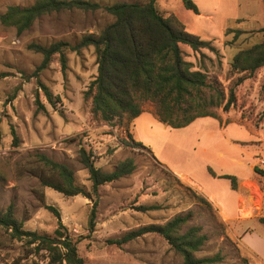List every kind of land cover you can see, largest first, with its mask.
I'll use <instances>...</instances> for the list:
<instances>
[{
    "label": "rangeland",
    "instance_id": "rangeland-1",
    "mask_svg": "<svg viewBox=\"0 0 264 264\" xmlns=\"http://www.w3.org/2000/svg\"><path fill=\"white\" fill-rule=\"evenodd\" d=\"M33 1L0 0V14L10 4L30 5ZM92 1L107 5L149 0ZM198 2L199 13L188 9L182 0H156L155 4L166 16L175 13L189 32L217 47V51L203 49L206 56L202 58L200 52L182 45L185 58L205 70L210 79H218L228 91L230 83L239 76L230 72L233 56L240 49L264 40V0ZM114 19L103 7L54 11L38 18L21 34L0 22V209L12 205L24 229L53 234L58 217L46 207L53 205L60 211L68 231L76 238L81 237L78 251L85 264H182L181 255L158 233L149 232L121 245L113 240L142 225L162 224L176 214L192 211L190 225L203 226L209 236L198 256L220 252L222 260L213 264H261L253 248L257 245L256 236L264 239V223L260 221L264 216V177L254 171L255 178L247 180L244 189L238 188L235 193L230 184L209 185L229 208H235L234 194L238 195L240 208L226 213L222 205L211 202L210 209L197 195L205 196L182 182L152 150L126 142L131 140V122L113 126L93 116L90 101L85 99V92L98 73L93 45L80 51L66 50V74L59 54L53 56L46 68L36 71L43 56L29 48L30 43L74 44L86 33L98 34ZM250 26L262 28L235 36V30ZM39 83L59 97L55 105L47 100ZM236 91L235 105L228 111L222 107L216 110L222 121L218 135L222 141L215 140L217 129L201 123L186 134L181 133L179 138H192L198 143V139L211 136L209 141L215 145L207 151L197 147L195 164L206 158L219 159L217 153L223 152L226 160L233 157L241 160L240 174L248 177L250 164L264 168L261 162L264 160V67L243 81ZM37 92L46 107L44 110L38 109ZM143 107L154 110L150 102ZM82 147L91 152L95 164L104 170H112L129 157L135 163L131 173L100 186L93 231L88 225L92 199L82 194L65 195L41 182V177L51 173L39 160V153L66 163L74 171L77 182L89 187L88 169L81 161ZM164 151L167 153L168 149ZM140 205L158 208L142 211ZM44 256V252H35L32 245L0 227V264H45Z\"/></svg>",
    "mask_w": 264,
    "mask_h": 264
},
{
    "label": "trees",
    "instance_id": "trees-1",
    "mask_svg": "<svg viewBox=\"0 0 264 264\" xmlns=\"http://www.w3.org/2000/svg\"><path fill=\"white\" fill-rule=\"evenodd\" d=\"M184 5L196 13L199 8L193 0H182ZM156 0L140 2H114L101 5L92 0H34L30 5L10 4L0 14V22L12 26L17 34L29 29L34 22L45 14L54 11L96 10L104 8L115 19L105 26L98 34L86 33L74 44L57 41L49 45L32 42L29 48L42 54L43 59L36 71L46 68L55 54H59L64 74L68 67L66 50L80 51L81 48L93 45L97 56V75L85 92V99L90 101V111L94 117L113 126L129 124L144 109V103L154 105V113L158 120L172 128L189 125L199 117L211 116L222 121L216 110L220 107L228 111L237 101V87L246 79L253 77L255 72L264 67V40L247 48L240 49L232 58L230 72L239 74L228 91L218 79H210L205 70L197 68L195 63L185 58L182 45H188L193 51L200 52L207 48L217 51L210 40L189 32L185 23L173 12L163 14L156 7ZM235 30V36L243 33ZM47 100L56 104L50 89L39 83ZM36 103L38 109L46 107L41 103L39 92ZM128 144L149 148L140 141L133 139ZM150 149V148H149ZM151 150V149H150ZM81 161L88 169L89 187L79 184L74 171L63 162L53 160L43 153L38 154L39 160L49 169L51 174L41 177L43 185L51 187L65 195L82 194L93 200L89 213L88 225L94 230L97 218V205L100 186L117 180L131 173L135 168L132 158L119 162L112 170H104L95 164L90 151L84 147L80 150ZM213 176L228 178L231 187L237 189L238 180L235 175L221 174L209 167ZM254 171L264 177V168L254 166ZM212 209V203L201 195H197ZM58 217V226L53 234L41 233L23 228V222L15 216L10 205L0 209V227L10 231L18 240L32 245L35 252H44L45 264H85L79 254L78 242L81 237H74L62 223L60 211L51 204L46 205ZM158 208L157 205H140L142 211ZM193 212L179 213L165 223H150L127 232L119 239L113 240L119 245L149 232L162 235L170 244L171 249L181 255L182 264H213L222 260L220 252L211 256H198L197 253L209 239L201 225H190ZM264 223V216L260 217Z\"/></svg>",
    "mask_w": 264,
    "mask_h": 264
},
{
    "label": "crops",
    "instance_id": "crops-1",
    "mask_svg": "<svg viewBox=\"0 0 264 264\" xmlns=\"http://www.w3.org/2000/svg\"><path fill=\"white\" fill-rule=\"evenodd\" d=\"M198 4L199 9L201 8L198 0H195ZM201 13V12H200ZM211 17V15H208ZM182 20V19H180ZM183 21V20H182ZM184 22V21H183ZM186 25V24H185ZM250 26L247 29H240L243 31L250 29H260L262 27ZM187 28V26H186ZM198 123H201L205 127H211L216 130L217 140L216 142L222 141L218 135L221 134L220 127H222L219 119L211 116L199 117L192 123L181 128H172L169 125L161 122L156 117L154 110H145L139 116L134 118L131 122V135L136 141H140L149 147L154 156L158 160L165 164L182 182L189 184L191 187L198 189L210 202L222 205L226 210V213H232L239 211L238 207V195L234 193L238 188L244 189V184L247 180L255 178L254 165L250 164L251 174L248 177H242L240 174L241 160L238 158L224 159L225 154L219 152L217 158H206L202 160L201 164H195L194 157L197 156V147H200L203 151L212 149L215 143L209 141V138H204L202 141L198 139V143H195L192 138H179L180 134L189 131ZM179 139V140H178ZM189 139V140H188ZM238 142V140H234ZM239 143V142H238ZM235 144V143H234ZM167 148L166 153L164 149ZM211 167L217 175L221 174H232L237 177L238 187L233 190V194L236 197L235 208H229L228 204L219 196L216 192L209 188V185H229L231 181L228 178L213 176L208 168ZM257 239V245L254 246V250L258 252L261 260V264H264V239L260 236L255 237Z\"/></svg>",
    "mask_w": 264,
    "mask_h": 264
},
{
    "label": "built area",
    "instance_id": "built-area-1",
    "mask_svg": "<svg viewBox=\"0 0 264 264\" xmlns=\"http://www.w3.org/2000/svg\"><path fill=\"white\" fill-rule=\"evenodd\" d=\"M262 163H264V160H261Z\"/></svg>",
    "mask_w": 264,
    "mask_h": 264
}]
</instances>
